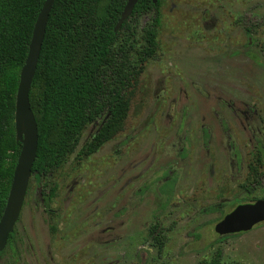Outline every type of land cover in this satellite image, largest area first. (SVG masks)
<instances>
[{
    "label": "rangeland",
    "instance_id": "374dc122",
    "mask_svg": "<svg viewBox=\"0 0 264 264\" xmlns=\"http://www.w3.org/2000/svg\"><path fill=\"white\" fill-rule=\"evenodd\" d=\"M160 14L124 130L84 156L101 117L56 172L30 178L15 264H202L218 251L221 264H264V224L220 242L225 215L264 199V0H160ZM152 16L133 17L117 47H142Z\"/></svg>",
    "mask_w": 264,
    "mask_h": 264
},
{
    "label": "trees",
    "instance_id": "16d2710c",
    "mask_svg": "<svg viewBox=\"0 0 264 264\" xmlns=\"http://www.w3.org/2000/svg\"><path fill=\"white\" fill-rule=\"evenodd\" d=\"M128 0H56L51 11L30 91L39 142L32 177L39 183L72 155L81 133L107 116L82 150L90 156L124 130L130 110L129 91L154 59L161 26L160 0H139L134 13L116 33ZM45 0H0V220L4 214L21 153L16 140L15 110L20 73L25 64L38 15ZM153 14L142 47H117L131 19ZM134 52V60L130 55ZM264 164V145L258 154ZM253 172L258 175L256 168ZM217 209L210 207L208 213ZM222 212V211H221ZM237 236V235H233ZM10 235L4 258L13 248ZM232 237V236H231ZM227 237L220 239V242ZM218 251L210 263L221 264ZM1 264V263H0ZM3 264H9L4 262Z\"/></svg>",
    "mask_w": 264,
    "mask_h": 264
},
{
    "label": "water",
    "instance_id": "95a60500",
    "mask_svg": "<svg viewBox=\"0 0 264 264\" xmlns=\"http://www.w3.org/2000/svg\"><path fill=\"white\" fill-rule=\"evenodd\" d=\"M56 0H45L34 26L29 52L20 73V82L16 97L15 129L16 140L21 144V153L17 161L14 177L4 214L0 220V252L8 244L19 221L27 194L32 169L37 157L39 132L35 115L31 109L30 91L37 71L38 61L46 34L49 17ZM158 0H153L154 4ZM139 0H128L121 18L115 27L117 33L123 24L131 18ZM264 223V199L252 204L240 205L228 214L220 224L224 236L247 233Z\"/></svg>",
    "mask_w": 264,
    "mask_h": 264
},
{
    "label": "flooded vegetation",
    "instance_id": "af4514ba",
    "mask_svg": "<svg viewBox=\"0 0 264 264\" xmlns=\"http://www.w3.org/2000/svg\"><path fill=\"white\" fill-rule=\"evenodd\" d=\"M204 136H205V138L206 139H208L209 137H210V134L208 133V131L207 130H205L204 131ZM184 154H186V152H187V150H183L182 151ZM175 185H176V179H174V178H171V177H169V179L161 186V194H163V195H166L167 197H168V199H169V196H171V194L173 193V191H174V187H175ZM256 201H258V200H256ZM255 201V202H256ZM255 202H253V203H255ZM252 204V203H251ZM243 205H246V204H243ZM238 206H240V205H238ZM237 206V207H238ZM212 207H215L217 210L216 211H214V212H217V211H220L221 210V206H219V205H217V206H212ZM236 207V208H237ZM163 208H165V206H163ZM235 208V209H236ZM208 209H210V208H208ZM208 209H205L204 211H203V213H208L207 211H208ZM234 209V210H235ZM212 213V212H211ZM231 213V212H230ZM229 213V214H230ZM228 215V214H227ZM227 215H225L224 216V218L227 216ZM262 224H264V223H262ZM261 225V224H260ZM259 225H257L256 227H258ZM256 227H254V228H256ZM14 232H15V230H14ZM251 232V231H250ZM248 233V232H247ZM150 234L152 235V237H153V239H154V241L156 242V243H159L160 244V248H162L163 247V244H164V242L162 241V231H161V228H160V226L159 225H153L152 227H151V229H150ZM240 234H244V233H238V234H230V235H226V236H223L221 239H223V238H225V237H231V236H233V235H240ZM17 243H18V238H17V234H16V232H15V237H14V241H13V248H12V250H11V260H12V263L13 264H15V261L17 260V258H19V252L17 251ZM6 256H8V254L6 255ZM4 259V258H3ZM2 258H0V263L1 264H3L5 261L3 260ZM5 259H6V257H5Z\"/></svg>",
    "mask_w": 264,
    "mask_h": 264
}]
</instances>
